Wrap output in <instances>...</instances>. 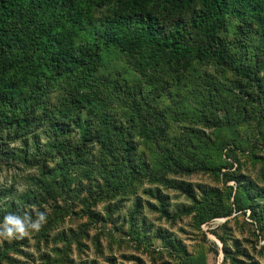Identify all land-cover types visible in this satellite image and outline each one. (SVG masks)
<instances>
[{"label":"rangeland","instance_id":"obj_1","mask_svg":"<svg viewBox=\"0 0 264 264\" xmlns=\"http://www.w3.org/2000/svg\"><path fill=\"white\" fill-rule=\"evenodd\" d=\"M91 7V22L149 15L165 34L200 9ZM241 28L228 18L221 36L250 78L214 59L171 67L162 50L105 43L102 26L73 38L93 76L31 52L0 103V228L10 214L46 222L0 236V264H264V32Z\"/></svg>","mask_w":264,"mask_h":264},{"label":"trees","instance_id":"obj_2","mask_svg":"<svg viewBox=\"0 0 264 264\" xmlns=\"http://www.w3.org/2000/svg\"><path fill=\"white\" fill-rule=\"evenodd\" d=\"M82 1V9L87 8L86 11H81L75 3L63 7L64 0H0V103L19 95L20 84L13 79L26 68L31 52L43 64L62 68L67 77L93 76L96 61L79 56L73 38L83 30H94L95 26L104 28L107 44L118 43L128 51H164L171 67L187 57L214 59L218 65L250 78L247 71L235 64L221 31L226 19L233 18L241 24V29L256 25L264 32V0H128L131 7L152 3L174 9L200 6L189 23L177 22L167 34L149 15H117L108 22H91V0ZM20 19L23 26L14 28ZM193 30L201 35L202 43L191 45L183 41L185 34ZM122 34L128 38L127 42L121 39ZM85 97L81 94L82 99Z\"/></svg>","mask_w":264,"mask_h":264},{"label":"clouds","instance_id":"obj_3","mask_svg":"<svg viewBox=\"0 0 264 264\" xmlns=\"http://www.w3.org/2000/svg\"><path fill=\"white\" fill-rule=\"evenodd\" d=\"M45 222L46 215L43 212H39L35 220L31 215L10 214L4 218L2 228H0V236H5L8 239L23 238L30 229L39 231Z\"/></svg>","mask_w":264,"mask_h":264}]
</instances>
